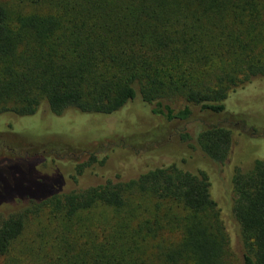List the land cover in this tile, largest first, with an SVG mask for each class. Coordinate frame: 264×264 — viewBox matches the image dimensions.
<instances>
[{"label": "trees", "instance_id": "obj_1", "mask_svg": "<svg viewBox=\"0 0 264 264\" xmlns=\"http://www.w3.org/2000/svg\"><path fill=\"white\" fill-rule=\"evenodd\" d=\"M17 1L0 0V116L112 115L140 96L178 138L100 151L59 135L0 158L64 179L0 202V264L30 235L29 264H264V144L244 152L259 136L225 104L264 78V0Z\"/></svg>", "mask_w": 264, "mask_h": 264}, {"label": "rangeland", "instance_id": "obj_2", "mask_svg": "<svg viewBox=\"0 0 264 264\" xmlns=\"http://www.w3.org/2000/svg\"><path fill=\"white\" fill-rule=\"evenodd\" d=\"M1 1L9 5L18 4L17 0ZM225 104L226 110L237 116L236 118L230 116L228 122L237 121L241 129L259 136L242 141L243 149L246 148L244 152L252 154L257 146L261 143L264 144V78L255 79L251 84L233 93ZM151 109L150 105L137 96L112 115L83 116L70 113L65 115L67 119L64 120L54 114L50 115L45 108L35 115L20 117L21 120L15 116H0V158L55 150L57 147L52 146L51 141L55 142L53 137L59 135L64 139H73L72 143L75 142L74 144L84 148L100 147V151L108 143H118L120 140L135 146L136 138L134 137L151 136V133L153 135L160 134L157 137L159 141L177 139L176 124L166 122L161 116L153 114ZM31 135H39L48 143L42 142V144L25 138ZM58 167L51 162L35 166L32 164V160L13 157L0 161V202L12 197L13 193L29 192L33 194L45 189L47 191L49 188L43 187L47 184L40 183L39 177H55ZM59 174L61 173L59 172ZM57 176L53 181L60 184L64 179L57 178ZM46 180L50 181L48 178ZM49 181L45 182L49 183ZM23 203L24 201L14 199L13 202L6 205L5 211L19 209ZM34 230H37V222L31 227L29 226L27 231L33 232ZM31 237L32 235L23 241L20 238L13 245L10 253L2 259L3 264H29V256L23 251L22 243Z\"/></svg>", "mask_w": 264, "mask_h": 264}]
</instances>
